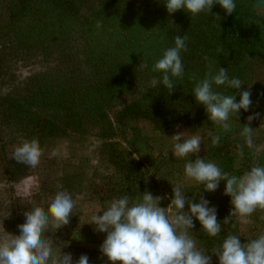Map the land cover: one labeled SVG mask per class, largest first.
<instances>
[{
    "label": "rangeland",
    "instance_id": "1",
    "mask_svg": "<svg viewBox=\"0 0 264 264\" xmlns=\"http://www.w3.org/2000/svg\"><path fill=\"white\" fill-rule=\"evenodd\" d=\"M99 1L80 0L82 7L79 15L72 10L66 13L68 9L62 8L49 15H54L60 23L62 20L73 34L79 21L83 22L93 15L86 12V9L94 10L93 7L97 8ZM251 1L261 34V27L264 26V0ZM19 10L16 0H0V22L8 23L9 18L13 17L18 23H23L13 30H3L0 50L2 48V52L16 54L20 48H24L27 41L24 34L26 30L31 32L27 23L34 24L32 31L36 32V40H33L32 45L41 48L36 50L31 47L26 58L0 62L3 69L0 73V108H5L6 111L4 114L0 113V237L19 235L18 225L24 223V212L34 207H42L47 211L55 194L66 191L74 202L69 223L62 225L50 218L42 237L46 243L52 245L53 256L70 252L75 260L81 254H87L90 258L89 264H111L99 251L106 234L95 231L91 218L106 210L113 199L127 195L130 200L137 201L142 199L144 192H149L154 198L161 197L157 203L166 208L171 217L177 212L174 206L168 207L174 185H179L188 198L195 193L194 202H198L202 192L203 185L186 177L184 173V166L189 160L202 158L215 162L223 172L236 176L243 175L253 166H264V45L260 49V55L252 58L251 67L246 73L248 78L243 90L251 92L252 104L247 112H239L237 117L230 115L227 121L230 129L227 131L215 123L216 126L211 128L173 125L167 130H157L132 109L121 110L122 101L129 106L139 98L137 92H141V86L137 81L138 88L133 90L127 87L122 101L115 99L112 102V98H107V115L113 122L109 129L111 132H105L95 121L94 124L90 123L91 126H84L83 131L77 126L79 132H75L68 125L65 133L42 136L32 129L31 116L34 114L30 112L38 114L44 105L45 113L55 118L61 126H64L65 119H62L63 114L43 104L41 97L31 98L30 87L38 89L41 86H38V82H44V71L60 67L64 59L58 47L59 44H67L57 39L64 36L54 37L46 31L39 32L38 27L43 20L24 19L25 12L21 11L20 16L16 15ZM42 33L46 37H42ZM70 37L73 36L67 33V38ZM137 37L135 35L132 38L128 49L124 47L129 54L128 58L132 56L131 53L134 55L131 57L132 65L128 61L132 73L140 69V66L143 67L145 56L148 54L149 57L151 53V50L149 53L148 50L144 52L146 44L139 40L142 37ZM77 41L70 43L73 48L68 52V61L72 62L70 65L73 68L77 67L79 70V67H84V57L79 45L81 41ZM9 44L15 48V52L9 48ZM154 63L155 61L147 70L157 74L153 71ZM144 80L148 82L147 79ZM144 80H140L141 84ZM20 103L36 105L27 111L26 104ZM17 109L26 114L25 119L18 120V114H12ZM249 116L255 117L250 123L247 119ZM119 120L124 125L120 129L117 124ZM243 125L253 129L251 147L241 135ZM176 132H184L183 139L200 136V151L185 158L175 157L171 136ZM209 133L220 137L218 145L212 144ZM104 134L106 135L103 136ZM33 138L38 139L42 149L40 163L36 167L11 159L17 146L24 140ZM238 147L243 148V157L238 155ZM202 194L210 201V206L217 208L218 222H222L232 210L231 198L224 195V182L220 183L215 192ZM184 210L187 211V205ZM98 214L102 215V212ZM247 219L250 223H243L238 215L233 216L228 225H222L220 235L211 237L213 243H210L209 236L202 231L201 225L195 219V227L189 231V235L196 240L198 248L211 253L229 233L238 235L242 243L264 234V209L258 208ZM212 264H217L215 256Z\"/></svg>",
    "mask_w": 264,
    "mask_h": 264
},
{
    "label": "trees",
    "instance_id": "2",
    "mask_svg": "<svg viewBox=\"0 0 264 264\" xmlns=\"http://www.w3.org/2000/svg\"><path fill=\"white\" fill-rule=\"evenodd\" d=\"M16 2L20 7L16 12L17 16L23 11L24 19H42L39 32L46 31L54 37L64 36L57 39L67 44H59L58 47L64 59L60 67L44 71V82H38V86L41 85L38 89L30 87L31 98L41 97L43 104L63 114L62 119H65L64 126H61L55 118L45 113L44 105L38 114L30 112L34 114L31 116L32 129L42 136L65 133L68 125L75 132H79L77 126L83 131L84 126H91L90 123L94 124L95 121L105 132H111L109 129L113 122L107 115V98H112V102L115 99L122 101L127 87L133 90L138 88L137 81L141 86V92H137L139 98L129 106L122 101L121 110L132 109L157 130H167L173 125L186 128L216 126L209 120L205 107L198 104L193 95L196 83L204 79L206 74L215 75L219 68L227 69L230 79L235 77L241 80V88L213 85V89L224 95L234 94L236 102H239V92L244 91L248 78L246 73L251 67L252 58L260 55V49L264 45V26L261 27L260 34L251 0H234L236 9L231 15H227L219 4H214L210 14L201 12L192 15L184 9L169 13L165 7L166 0H100L98 7H93L94 10L86 9V12L93 15L83 22L79 21L73 34L62 20L60 23L54 15L49 14L62 8L68 9L66 13L72 10L79 15L82 7L80 0ZM98 22L102 25L100 28L96 26ZM21 25L23 23H18L13 17L9 18L8 23L0 22V37L3 30H13ZM27 25L31 32L26 30L24 34L27 39L25 47L15 52V48L9 44V48L16 54L2 52L1 48L0 62L26 58L31 47L40 50L38 45H32L33 40H36V32L32 31L34 24ZM67 33L73 37L67 38ZM135 35L143 38L139 40L146 44L144 52L148 50L149 53L151 50V53L149 57L148 54L145 56L143 67L137 69L134 66L137 71L132 73L128 61L132 65L131 57L134 55L130 52L132 56L128 58L129 54L124 47L128 49ZM176 35L187 37V50L180 53L183 76L172 77L175 86L169 93L160 83L162 73L154 74L147 69L153 61L162 57L166 49L174 47ZM42 37H46V34L42 33ZM77 40L81 41L79 45L84 57V67H79V70L77 67L73 68L70 65L72 62L68 61V52L73 48L70 43L78 42ZM41 45L48 47L46 44ZM205 57L208 59L205 60ZM2 71L0 65V73ZM140 80L145 82L141 84ZM20 104L29 105H25L27 111L36 105ZM0 110V113L6 112L5 108L1 107ZM242 112L245 111L240 110ZM13 113L18 114V120L26 118V114L20 113L18 109ZM117 124L119 129L124 126L120 120ZM209 241L213 243L211 237Z\"/></svg>",
    "mask_w": 264,
    "mask_h": 264
},
{
    "label": "clouds",
    "instance_id": "3",
    "mask_svg": "<svg viewBox=\"0 0 264 264\" xmlns=\"http://www.w3.org/2000/svg\"><path fill=\"white\" fill-rule=\"evenodd\" d=\"M214 4H219L227 15L236 9L234 0H166L165 7L169 13L184 9L196 15L201 12L210 14ZM96 26L100 28L102 25L98 22ZM186 40V36L176 35L174 47L166 49L153 65V71L162 73L160 83L169 93L175 86L172 77H182L184 73L180 53L187 50ZM213 85L240 89L242 82L239 78L230 79L227 69L219 68L215 75L206 74L193 89L197 103L205 107L209 120L227 131L230 129L227 123L230 115L237 117L240 110H249L251 92H239L240 99L236 102V95L214 91ZM254 118L249 116L247 119L250 123ZM252 132V128L243 125L241 135L249 147L252 145ZM209 135L212 144L218 145L220 137ZM183 136L184 132L171 136L175 157L185 158L200 151V136L187 139H183ZM41 155L40 143L33 138L17 146L11 159L34 168L40 163ZM238 155L243 157L242 147H238ZM184 173L203 185L202 192H215L223 181L224 195L231 198L232 210L229 215L218 222L217 208L210 206V201L201 190L198 202H194L195 193L188 198L179 185H174L172 189L168 207L174 206L177 212L171 217L166 208L157 203L161 197L154 198L151 193L144 192L142 199L132 201L124 195L113 199L106 210L100 211L102 215L98 212L91 218L95 231L106 234L99 247L102 256L111 264H212L213 256L217 258V264H264V234L242 243L238 235L229 233L211 253L198 248L196 240L189 235V231L195 227L194 219L209 237L220 235L222 225H228L233 216L238 215L243 223H250L247 217L258 208L264 209V166H253L243 175L236 176L223 172L215 162L197 158L185 164ZM186 205L187 211L184 210ZM73 207L71 195L58 191L47 211L34 207L24 212V223L18 225L19 235L0 237V264H89L87 254H81L75 260L70 252L53 256L52 245L42 238L50 218L67 225Z\"/></svg>",
    "mask_w": 264,
    "mask_h": 264
}]
</instances>
